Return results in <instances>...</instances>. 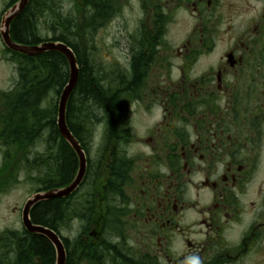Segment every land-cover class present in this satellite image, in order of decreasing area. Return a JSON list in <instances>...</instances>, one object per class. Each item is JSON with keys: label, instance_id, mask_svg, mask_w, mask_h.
<instances>
[{"label": "flooded vegetation", "instance_id": "obj_1", "mask_svg": "<svg viewBox=\"0 0 264 264\" xmlns=\"http://www.w3.org/2000/svg\"><path fill=\"white\" fill-rule=\"evenodd\" d=\"M83 1L87 36L116 21L127 44L122 63L93 75L115 98L114 117L89 107L85 126L80 99L70 112L87 170L48 228L66 264H264V0ZM28 6L44 40L37 23L51 9L69 11L61 18L74 27L70 2ZM71 27L55 37L73 42ZM58 130L41 139V177L65 188L80 159ZM65 148L67 180L51 168Z\"/></svg>", "mask_w": 264, "mask_h": 264}, {"label": "trees", "instance_id": "obj_2", "mask_svg": "<svg viewBox=\"0 0 264 264\" xmlns=\"http://www.w3.org/2000/svg\"><path fill=\"white\" fill-rule=\"evenodd\" d=\"M17 1L18 0H13L11 5L15 4ZM28 8L26 12L13 23L11 34L14 40L19 44L39 45L46 40L39 37L35 32L37 8H32L31 10ZM52 40L68 44V46L74 50L80 66L78 87L72 96L68 108V125H71L69 120L70 112L73 101L76 99H80L82 109L84 107H90L91 110L97 111L102 109L106 110L108 114L114 117L113 111H116L115 98L111 97L108 89L104 90L102 86L98 85L97 79L94 78L91 72L94 69L90 68L82 55L84 49L81 47L80 43L75 45V43L60 37ZM14 55V61L17 66L20 80L13 93L11 92L6 95L7 100L6 103L3 104L0 116V141H4V144L0 147L4 157L3 166L0 168V175L6 174L11 170L10 167L13 160H18V166L12 169L16 175L19 171L22 172L25 170L26 173H30L37 169L41 170L42 163L33 164L29 161L28 156H26L28 145H30V143L35 144L37 139L34 133H31L30 137H27V134H29L28 125L31 123L34 129L38 127L42 129L45 127V130L50 133V141L55 139L56 133L59 134L57 125L58 105H54L55 107L51 112L47 110V113H50L48 115L46 113L47 108L45 104L47 101L49 103L48 94L52 90L55 91L59 100L69 80L67 60L58 52H47L37 57H27L20 54ZM89 103L91 104L90 106ZM43 111H45V114ZM17 114H24L23 121H21L18 127H12L9 130L8 127ZM46 118L50 120L49 123H46ZM24 121L27 122V125L23 123ZM6 129H8L6 135L7 139L4 138ZM5 142H7L8 145H5ZM14 144L16 146H14ZM54 145L55 144L52 142L51 147ZM11 147L15 148L12 149ZM74 167L75 159L73 154L66 148L60 151L58 158L55 160L54 164L51 165V168L55 169L57 172V176H61L63 180H67L70 177ZM12 171L8 173L7 183H9L13 175ZM7 183L3 184L7 185ZM60 186V183L56 181L48 182L45 180L42 181V185L37 192L51 190ZM31 219L36 225L56 230V224L58 221L62 220L59 210V200L40 202L35 205L31 211ZM13 247H15V251L10 250V248L12 249ZM0 252V264H55V251L50 241L42 236L30 234L25 230L22 232L10 230L0 232ZM13 253H15V257L13 263H11L10 260H12Z\"/></svg>", "mask_w": 264, "mask_h": 264}, {"label": "rangeland", "instance_id": "obj_3", "mask_svg": "<svg viewBox=\"0 0 264 264\" xmlns=\"http://www.w3.org/2000/svg\"><path fill=\"white\" fill-rule=\"evenodd\" d=\"M12 1L13 0H0V23L3 13L7 8V5L9 4V2ZM57 1H61V2L63 1L64 5L66 4V2L71 3L73 7V12H75V23H72L75 25V27L72 28L71 23L69 24L66 21L67 19L65 17L63 18L62 21L61 18L62 15L67 16L69 11L61 14L60 11L57 10L53 11V9H51L45 14V16L42 18V21L37 23L38 30L36 29V31L39 32L41 36L45 38L46 41L57 38L55 37V35L61 33L68 36L66 31H70V27H71L73 29V35H75V39L72 38V41L75 44L80 43L81 47H83L84 53L82 55L86 60V63L92 69H94L96 66L98 67V65L102 66V69H98L97 71L94 70L91 71L92 75L94 76H97V74L101 72L103 77L105 76V70L111 67L110 63L123 62V54H122L123 50L121 49V46H125L127 44V39L120 36L119 32L123 31L124 28L127 27L126 23L122 24L116 21L111 22V24L104 25L105 27L100 30L97 36L90 37L87 36L86 34V32L88 33V31L90 30L89 22H88L89 8L87 7L86 4H81L84 3V1L80 0L78 3H76L75 0H57ZM63 8L64 7H60V10L63 11ZM118 27H120V29ZM4 48H5L4 44L0 37V52L3 53ZM14 67H16V70ZM19 80L20 78H19V73L17 71V66L8 64L7 62H0V107L1 108L3 107V104L6 103L7 92L10 90L12 91V89L14 91L15 87H17V83H19ZM98 83L100 84L99 81ZM48 96H49L48 97L49 103L47 101L48 104L47 103L45 104L47 108L46 113L47 110L51 112V110L55 107L54 105L56 104L58 105V98L54 90L50 91ZM90 105L91 104L89 103V106ZM71 111H72V107H71ZM89 111H90L89 108L84 107L78 113L77 121L81 123H85L84 116L87 115ZM44 112L45 111H43V113ZM47 114L49 115L50 113ZM23 118H24V114H19V115L17 114L16 116L17 120H13L10 123L8 129L10 130L12 127H18L21 124V121H23ZM49 121L50 120L47 119L46 123H49ZM23 123L27 125L26 121H24ZM85 126H88V124L85 123ZM39 128L40 127L34 129L31 123L30 125H28L29 134H27V137H30V134L34 133V136L37 138L36 143L28 145L26 151V156H28L29 161L32 162L33 164L42 163V161L39 158V154L43 152L45 148L41 147V142L47 136H50V133L45 130V127L42 129ZM5 138L7 139V137ZM3 144L4 141L3 140L2 142L0 141V147H2ZM5 145H8V143L5 142ZM14 146L16 145L14 144ZM11 148L13 149L15 147H11ZM29 152L32 153V157L30 156ZM3 162H4V157L2 154V150L0 148V168H2ZM17 166H18V160L16 161L13 160V163L10 167L11 170H9L8 173H10L12 169L16 168ZM12 172L13 175L9 180V183L6 182L8 173L0 175V232L6 230L22 232L24 230L21 220L22 209L25 203L27 202V200L33 194H35L37 190L40 189V186L42 185V181L46 180L40 176V174H42V170L39 169L30 173H26L25 170L22 172L19 171L17 175L14 173V171ZM47 173L49 175L53 174L51 169L50 170L48 169ZM52 176L54 177V174ZM3 183H7V185ZM74 235L75 233H73V236L70 239H73ZM10 250L15 251L16 249L15 247H13L12 249L10 248ZM14 257H15V253H13L12 255V260H10L11 263H13Z\"/></svg>", "mask_w": 264, "mask_h": 264}, {"label": "water", "instance_id": "obj_4", "mask_svg": "<svg viewBox=\"0 0 264 264\" xmlns=\"http://www.w3.org/2000/svg\"><path fill=\"white\" fill-rule=\"evenodd\" d=\"M29 0H21L15 5L11 11L4 17L2 22V37L7 47L15 52L27 55V56H39L43 53L55 51L63 54L68 61L70 77L69 83L65 87L59 102V113H58V126L66 140L74 147L80 158V171L73 183L65 189H56L47 193H37L33 195L24 205L22 211V222L25 230L30 234L40 235L48 239L56 250V262L55 264H66V251L64 245L60 241L59 237L52 230L47 229L43 226L35 225L30 217L31 210L35 205L45 200H53L62 197H67L73 193L80 185L85 171H86V157L80 144L71 135L68 125L66 123V112L68 102L79 81V66L77 58L66 44L64 43H44L40 46H22L15 43L10 35V26L12 21L20 15L23 10L27 7Z\"/></svg>", "mask_w": 264, "mask_h": 264}, {"label": "bare ground", "instance_id": "obj_5", "mask_svg": "<svg viewBox=\"0 0 264 264\" xmlns=\"http://www.w3.org/2000/svg\"><path fill=\"white\" fill-rule=\"evenodd\" d=\"M24 11V10H23ZM58 114V113H57ZM57 125H58V123H57ZM58 128H59V126H58ZM61 132V131H60ZM62 133V132H61ZM71 133V132H70ZM63 135V134H62ZM72 135V134H71ZM73 136V135H72ZM63 137L65 138V136L63 135ZM75 139V138H74ZM65 140H66V138H65ZM76 140V139H75ZM67 141V140H66ZM68 142V141H67ZM78 142V141H77ZM69 143V142H68ZM70 144V143H69ZM71 145V144H70ZM72 146V145H71ZM72 148L74 149V147L72 146ZM75 150V149H74ZM75 152H76V150H75ZM54 232V231H53ZM55 233V232H54ZM57 235V234H56ZM58 236V235H57ZM60 239V238H59ZM61 241V240H60ZM62 242V241H61ZM63 244V243H62Z\"/></svg>", "mask_w": 264, "mask_h": 264}]
</instances>
